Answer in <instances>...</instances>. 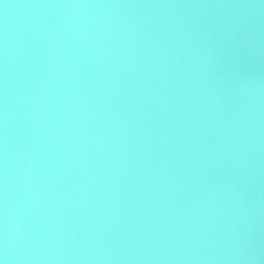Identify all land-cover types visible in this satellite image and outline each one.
<instances>
[{
    "label": "water",
    "instance_id": "95a60500",
    "mask_svg": "<svg viewBox=\"0 0 264 264\" xmlns=\"http://www.w3.org/2000/svg\"><path fill=\"white\" fill-rule=\"evenodd\" d=\"M3 264H264V0H0Z\"/></svg>",
    "mask_w": 264,
    "mask_h": 264
},
{
    "label": "clouds",
    "instance_id": "9594fccd",
    "mask_svg": "<svg viewBox=\"0 0 264 264\" xmlns=\"http://www.w3.org/2000/svg\"><path fill=\"white\" fill-rule=\"evenodd\" d=\"M0 264H3V261L2 260H0Z\"/></svg>",
    "mask_w": 264,
    "mask_h": 264
}]
</instances>
